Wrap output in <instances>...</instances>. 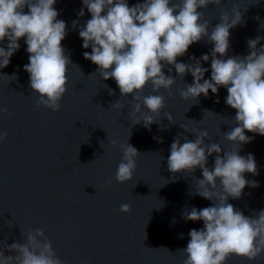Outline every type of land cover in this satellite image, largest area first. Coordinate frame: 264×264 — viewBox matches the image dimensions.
<instances>
[{"label":"water","instance_id":"obj_1","mask_svg":"<svg viewBox=\"0 0 264 264\" xmlns=\"http://www.w3.org/2000/svg\"><path fill=\"white\" fill-rule=\"evenodd\" d=\"M137 2L143 0H128L129 6ZM233 4L243 13L245 23L230 30L228 55L244 56L249 53L250 38L264 37V28L260 27L264 24V0H223L220 7L209 5L203 10L205 18L214 27L222 12L231 14ZM54 7L60 13L57 19L67 25L68 35L62 46L78 65L68 67V91L61 109L53 112L37 107L38 94L32 92L29 74L24 71L29 62L24 38L9 66L0 69V73L17 77L12 80L0 76V107L7 109L0 118V130L8 134L0 143V242L23 243L29 231L40 228L63 264H183L186 257L180 250L187 247L188 233L203 228V221H186L183 212L211 206L212 202L194 194L193 176L202 179L200 169L189 176L168 170L170 146L178 135L181 143L184 136L194 140L191 130L198 129L208 131L205 143L220 142L222 149L230 150L232 144L224 139L223 132L235 126L232 118L236 110L225 103L227 90L221 87L218 95L209 91L208 97H199L198 104L185 101L179 90L191 84L193 77H179L173 68L176 84L172 96L163 89L156 93L167 100L156 117L164 127L153 123L145 128L143 122L134 125L132 96L121 97L114 79L105 81L99 74H92L97 66L83 56L91 48L82 47L79 28L91 14L85 8V15L78 16L82 0H57ZM74 20H79L75 29ZM7 43L5 40L4 46ZM261 45L264 40L258 47ZM212 48L205 41L194 43L177 61L190 63V57L210 56ZM201 63L209 69L205 79H210L211 59ZM164 72L169 74L167 67ZM109 88L115 95L109 94ZM143 94H153L150 84ZM117 101L124 105L120 110L111 108ZM165 113H170L176 123L170 124ZM180 125L190 131L185 132ZM246 135L254 139L242 145L240 154L254 155L259 175L245 173V178L257 181L259 186H246L241 198H229V203L252 215L264 209V136ZM112 139L128 142L141 153L133 179L127 183L115 180L122 152L111 146ZM214 157H209L210 168ZM124 203L131 205L130 213L120 211ZM5 255L15 253L5 249ZM227 264H264V259L249 262L233 255Z\"/></svg>","mask_w":264,"mask_h":264},{"label":"clouds","instance_id":"obj_2","mask_svg":"<svg viewBox=\"0 0 264 264\" xmlns=\"http://www.w3.org/2000/svg\"><path fill=\"white\" fill-rule=\"evenodd\" d=\"M56 3L57 0H0V69L9 66L11 57L20 49V39L24 38L29 54L24 71L29 74L32 92L38 94L36 105L53 112L61 109V101L68 91V67L76 65L61 43L68 32L66 22L57 19L60 13L54 7ZM222 3L223 0H143L129 6L128 0H82L83 7L78 13L83 17L86 8L91 14V19L79 28L82 47L91 48L83 56L97 66L92 74H99L105 81L114 79L121 97L132 96L134 125L141 122L145 128L153 123L162 125L156 117L166 107L167 100L156 93L163 89L172 96L171 89L176 84L175 76L171 75L173 68L179 77L188 74L193 77L191 84L179 90L183 100L198 104L201 95L208 97L209 91L218 95L224 87L228 93L226 105L236 110L232 118L235 126L223 132L224 139L232 144L230 150L222 149L220 142L205 143L209 133L198 129L191 130L194 140L184 136L181 143L178 135L170 146L168 170L189 176L200 169L202 179L193 176L194 194L212 202L211 206L192 207L183 212L186 221H203V228L190 230L187 247L180 250L186 257L183 264H227L233 255L249 262L264 259V209L245 215L229 203V198L240 199L246 186H259L257 181L245 178V173L259 175L254 155L245 156L240 152L242 145L254 139L246 132L264 136V45L258 47L264 37L247 41V55L229 56L230 30L245 21L243 13L233 4L231 14L222 12L220 22L213 27L203 10L209 5L220 7ZM78 24L79 20H74L73 29ZM260 27L264 28V24ZM201 41L213 45L210 56L190 57V63L177 61L187 54L191 45ZM210 59L211 76L205 79L209 69L201 62ZM0 76L17 79L16 75L0 73ZM149 84L153 94L144 95ZM108 90L110 95H115L114 90ZM123 107L119 101L111 105L116 110ZM5 113L7 109L0 107V118ZM164 117L170 124L176 123L170 113ZM180 126L185 132L190 131ZM7 135L0 130V143ZM110 144L122 152L115 180L127 183L133 179L141 153L128 142L112 139ZM213 154L214 165L210 168L208 160ZM120 211L130 213L131 205L121 204ZM8 224L12 226L10 221ZM0 243L3 245L0 264H63L40 228L29 231L23 243ZM5 249L15 255H5Z\"/></svg>","mask_w":264,"mask_h":264}]
</instances>
